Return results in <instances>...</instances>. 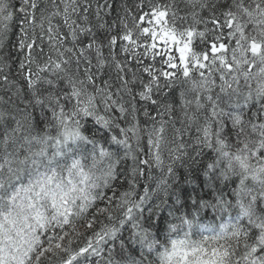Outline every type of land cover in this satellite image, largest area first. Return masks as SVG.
I'll return each mask as SVG.
<instances>
[{"label": "snow or ice", "instance_id": "6c2138e0", "mask_svg": "<svg viewBox=\"0 0 264 264\" xmlns=\"http://www.w3.org/2000/svg\"><path fill=\"white\" fill-rule=\"evenodd\" d=\"M179 3L0 0V264H264V0Z\"/></svg>", "mask_w": 264, "mask_h": 264}, {"label": "trees", "instance_id": "16d2710c", "mask_svg": "<svg viewBox=\"0 0 264 264\" xmlns=\"http://www.w3.org/2000/svg\"><path fill=\"white\" fill-rule=\"evenodd\" d=\"M133 2V0H129V3L131 4ZM177 2H178V6L180 7V8H183L184 7V5L182 4V3H179V0H177ZM133 12H135V9H133ZM180 15H183L184 13L181 11L180 13H179ZM129 23H131V20H129ZM206 220H207V218H206ZM81 230H83V229H81Z\"/></svg>", "mask_w": 264, "mask_h": 264}]
</instances>
